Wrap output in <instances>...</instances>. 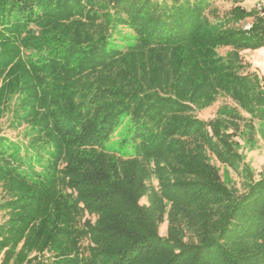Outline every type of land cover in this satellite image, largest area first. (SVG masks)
<instances>
[{
    "label": "trees",
    "instance_id": "1",
    "mask_svg": "<svg viewBox=\"0 0 264 264\" xmlns=\"http://www.w3.org/2000/svg\"><path fill=\"white\" fill-rule=\"evenodd\" d=\"M246 2L0 0V120L20 136L0 135L1 264H264V179L236 141L242 114L264 124Z\"/></svg>",
    "mask_w": 264,
    "mask_h": 264
},
{
    "label": "rangeland",
    "instance_id": "2",
    "mask_svg": "<svg viewBox=\"0 0 264 264\" xmlns=\"http://www.w3.org/2000/svg\"><path fill=\"white\" fill-rule=\"evenodd\" d=\"M218 8L225 10L230 7V4H226L222 1L217 2ZM243 6L247 10H257L260 13L264 12V0H247ZM230 49H221L219 51L220 55L226 56ZM241 58L244 64L248 67V72L257 74L260 78L264 77V48L257 50V51H245L241 53ZM226 105H232V102L226 98H219L218 101L210 108L202 111L197 112L196 115L199 119L204 121H211L215 119L217 116V112L220 108ZM245 118L244 121H240V131L236 133V141H238L242 145L241 152L245 156V161L247 164L251 166L253 171L255 172V178L257 180L264 179V124H260L256 122V128L254 131L250 132L247 131L246 128L248 127V120L249 116L247 114H242ZM244 131L247 135H243L240 137L241 132ZM251 133V137L249 134ZM6 135L14 141L20 140L19 130H15L9 127L8 118L5 117L0 120V135ZM254 146V148H251ZM220 166L218 163H216ZM37 170H40L37 168ZM224 169H221V174H223ZM231 179L236 182L237 187H242V182L238 178V176L232 172H230ZM152 185L158 186V182L156 180L152 181ZM2 199V191L0 189V202ZM142 205H147L148 201L147 198L142 199ZM85 219H91L94 223L96 218L95 217H86ZM0 222H1V215H0ZM167 228L168 223L165 221L159 228V234L161 237L167 236ZM48 257V256H47ZM1 264V260H0Z\"/></svg>",
    "mask_w": 264,
    "mask_h": 264
}]
</instances>
